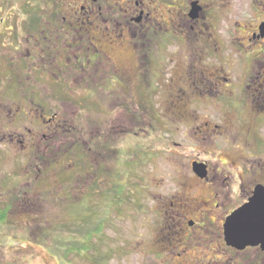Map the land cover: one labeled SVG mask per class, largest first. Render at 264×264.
<instances>
[{
	"label": "flooded vegetation",
	"instance_id": "flooded-vegetation-1",
	"mask_svg": "<svg viewBox=\"0 0 264 264\" xmlns=\"http://www.w3.org/2000/svg\"><path fill=\"white\" fill-rule=\"evenodd\" d=\"M231 2L0 0V140L22 145L20 149L35 156V161L63 158L73 151L84 163L89 151L112 150L107 139L115 127L112 112L92 126L81 121L74 125L68 105L71 88L88 93L83 103L100 108L99 118L107 103L128 113L133 103L143 102L138 99L141 93L154 88L158 106L169 102L181 118L192 113L188 108H195L198 101L210 102L197 100V93L203 98L216 95L223 122H229L225 132L220 130L222 135L233 133L232 123L250 122V109L256 122H264V0L252 1L257 9L251 24L236 22L232 42L240 61L234 79L227 68ZM182 52L191 60L190 70L181 67ZM198 63L203 67H196ZM171 65L176 67L170 71L171 90L166 92L170 99L165 101L164 75ZM185 73L188 89L180 85ZM135 90L138 98L131 94ZM163 116L155 128L159 150L164 147ZM205 124L208 129L203 133L211 138L210 123ZM151 126L147 127L153 130ZM68 138L80 145L63 149ZM234 138L250 149L248 156L224 151L220 165L192 163L195 181L203 184L207 195L192 197V188L186 186L181 195L167 201V222L163 224L162 217L156 224H163L161 230H168L172 240L164 248L169 251L167 260L155 264H264L262 245L237 248L227 243L229 219L250 205L257 188H264L260 151L251 139L236 134ZM195 164L204 165V179L194 172ZM36 167L41 168L37 163Z\"/></svg>",
	"mask_w": 264,
	"mask_h": 264
},
{
	"label": "rangeland",
	"instance_id": "rangeland-1",
	"mask_svg": "<svg viewBox=\"0 0 264 264\" xmlns=\"http://www.w3.org/2000/svg\"><path fill=\"white\" fill-rule=\"evenodd\" d=\"M252 1L233 0L227 12V68L233 79L240 61L239 52L233 50V33L236 22H253L257 8ZM183 53L178 57L181 67L190 70L191 60ZM174 66L164 67L165 101L170 99L166 92L171 90L170 71ZM196 67L203 65L198 63ZM187 77L185 73L184 78ZM180 85L188 87L187 79ZM131 94L136 98L140 95L136 90ZM141 94L138 99L145 107L138 101L126 113L118 104L111 108L105 102V114L99 118L100 108L83 103L88 93L70 89L68 105L72 107L69 113L75 119L74 125L81 121L85 127L92 126L110 117L108 112H112L110 119L114 120V130L107 138L113 149H102L100 154L89 151L84 163L78 162L80 156L73 151L63 158L58 155L35 161V156L20 149L22 145L0 140V210L9 213L6 222H0V264H155L158 259L167 260L169 251L164 248L172 239L168 230H161L169 217L167 201L181 195L178 193L186 186L192 188V197L207 195L203 184L195 181L198 177L192 172V163L220 165L224 151L248 156L250 149L235 140V134L251 139L260 151L259 157L255 156L264 163V122H256L251 109L247 114L250 122L232 123L233 133L222 135L220 130L225 132L229 122H223L222 106L215 93L207 98L197 93V100L210 102L198 101L195 108H188L193 109V114L189 112L183 118L173 112L169 102L158 106L154 88ZM77 100L79 104L75 103ZM161 112L164 129L160 140L164 147L159 150L155 128ZM206 122L210 123L211 138L203 133L208 129ZM151 124L153 130L147 127ZM105 126L102 125L106 132ZM246 126H250L249 130ZM74 142L75 138H68L61 147L74 150L80 145ZM100 143H104L103 138ZM119 185L123 186L122 191L118 190ZM162 217L160 227L156 223ZM172 244L178 245L174 241ZM66 248L69 253L64 256L62 250Z\"/></svg>",
	"mask_w": 264,
	"mask_h": 264
},
{
	"label": "water",
	"instance_id": "water-1",
	"mask_svg": "<svg viewBox=\"0 0 264 264\" xmlns=\"http://www.w3.org/2000/svg\"><path fill=\"white\" fill-rule=\"evenodd\" d=\"M204 165L195 164L194 172L204 179ZM227 243L237 248L262 245L264 248V188H257L249 206L238 210L228 221Z\"/></svg>",
	"mask_w": 264,
	"mask_h": 264
},
{
	"label": "trees",
	"instance_id": "trees-1",
	"mask_svg": "<svg viewBox=\"0 0 264 264\" xmlns=\"http://www.w3.org/2000/svg\"><path fill=\"white\" fill-rule=\"evenodd\" d=\"M118 187V190H120L121 189V191L123 190V186L121 187L120 185L119 186H117ZM7 212V211H6ZM6 212H4V211H1L0 210V222H6V220L8 219V212L6 213ZM67 244V243H66ZM62 253H63V255L64 256H66L68 253H69V248H66V250L64 251V250H62Z\"/></svg>",
	"mask_w": 264,
	"mask_h": 264
}]
</instances>
